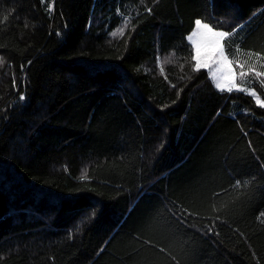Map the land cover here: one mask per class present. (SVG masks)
<instances>
[{
    "label": "trees",
    "instance_id": "1",
    "mask_svg": "<svg viewBox=\"0 0 264 264\" xmlns=\"http://www.w3.org/2000/svg\"><path fill=\"white\" fill-rule=\"evenodd\" d=\"M49 4L0 0V264H264V107L187 39L264 54V0Z\"/></svg>",
    "mask_w": 264,
    "mask_h": 264
},
{
    "label": "snow or ice",
    "instance_id": "2",
    "mask_svg": "<svg viewBox=\"0 0 264 264\" xmlns=\"http://www.w3.org/2000/svg\"><path fill=\"white\" fill-rule=\"evenodd\" d=\"M53 5L54 0L53 4H49L48 6L49 12L53 10ZM146 11L151 13L150 8L146 9ZM3 19L7 20V16ZM130 22V19H126L124 24L116 31L110 33V35L113 38L122 36ZM194 24V30L187 37L191 42V51L193 53L191 59L195 61L192 65L193 71L208 70L210 79L215 81V87L220 92L245 93L255 97L257 104L264 107V100H261L255 88L251 87L255 82L264 90V71L258 70V66L264 68V54L260 52L253 53L251 51L245 53L237 46H234L231 42V37L235 35L236 30L232 32L216 31L212 25L204 23L201 19L195 20ZM221 26L222 24L220 23L216 25L217 28ZM242 28L243 26L241 25L240 30ZM226 46L231 51L233 59L229 58ZM245 55L248 58L242 59L241 57ZM249 60H253V63L249 64ZM2 63L3 60L0 58V64ZM246 67L247 70H245ZM237 68L239 71H237ZM161 70L163 69L161 68ZM246 84L249 86L245 87ZM24 99V95L21 94L19 100L23 101ZM84 178H87L86 173ZM239 185L240 181L237 180L236 186L238 187ZM209 231H212V229L210 228Z\"/></svg>",
    "mask_w": 264,
    "mask_h": 264
},
{
    "label": "rangeland",
    "instance_id": "3",
    "mask_svg": "<svg viewBox=\"0 0 264 264\" xmlns=\"http://www.w3.org/2000/svg\"><path fill=\"white\" fill-rule=\"evenodd\" d=\"M204 23H207V22H205V21H203ZM208 24V23H207ZM214 28V27H213ZM216 31H223V30H221V29H217V28H214ZM190 35V34H189ZM238 36H237V33L233 36V37H231V42H232V44H234V46H237L242 52H248L247 51V47L246 46H244V45H242L241 43H239V41L238 40H236V38H237ZM226 51H228V54H229V58L230 59H233L234 57L232 56V54H231V51L230 50H228L227 49V46H226ZM252 52V51H251ZM254 53V52H253ZM242 59H247L248 57L245 55V56H243V57H241ZM251 63H253V60H249V64H251ZM234 67H235V65H234ZM245 70H247V67H246V69ZM258 70L259 71H264V69L262 68V69H260V68H258ZM237 71H239V69L237 68ZM213 83L215 84V81H213ZM239 83V82H238ZM249 85H245V87H248ZM252 87V86H251ZM256 91V90H255ZM258 94V93H257ZM260 97V96H259ZM260 99H261V97H260ZM262 100V99H261Z\"/></svg>",
    "mask_w": 264,
    "mask_h": 264
},
{
    "label": "bare ground",
    "instance_id": "4",
    "mask_svg": "<svg viewBox=\"0 0 264 264\" xmlns=\"http://www.w3.org/2000/svg\"><path fill=\"white\" fill-rule=\"evenodd\" d=\"M238 39H239V38H238ZM239 40H241V39H239ZM243 42H245V41H243ZM243 42H242V43H243ZM242 43H241V44H242ZM249 51H250V49H249ZM260 52H262V51H260Z\"/></svg>",
    "mask_w": 264,
    "mask_h": 264
}]
</instances>
